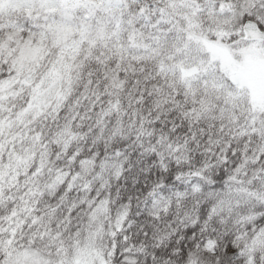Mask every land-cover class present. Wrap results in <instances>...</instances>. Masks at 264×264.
<instances>
[{"label": "snow or ice", "instance_id": "obj_1", "mask_svg": "<svg viewBox=\"0 0 264 264\" xmlns=\"http://www.w3.org/2000/svg\"><path fill=\"white\" fill-rule=\"evenodd\" d=\"M0 264H264V0H0Z\"/></svg>", "mask_w": 264, "mask_h": 264}]
</instances>
